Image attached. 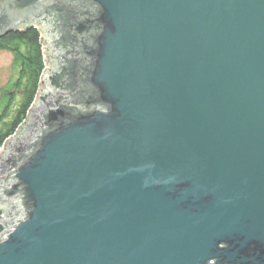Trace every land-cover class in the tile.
Segmentation results:
<instances>
[{"label": "water", "instance_id": "95a60500", "mask_svg": "<svg viewBox=\"0 0 264 264\" xmlns=\"http://www.w3.org/2000/svg\"><path fill=\"white\" fill-rule=\"evenodd\" d=\"M51 10L67 90L0 153V264H264V0H0V36L56 53Z\"/></svg>", "mask_w": 264, "mask_h": 264}, {"label": "trees", "instance_id": "16d2710c", "mask_svg": "<svg viewBox=\"0 0 264 264\" xmlns=\"http://www.w3.org/2000/svg\"><path fill=\"white\" fill-rule=\"evenodd\" d=\"M41 28L37 25L22 27L0 36V49H8L14 56L20 78V93L10 94L2 87L0 96V146L27 118L28 110L36 99L40 78L46 67ZM70 47V46H69Z\"/></svg>", "mask_w": 264, "mask_h": 264}, {"label": "flooded vegetation", "instance_id": "af4514ba", "mask_svg": "<svg viewBox=\"0 0 264 264\" xmlns=\"http://www.w3.org/2000/svg\"><path fill=\"white\" fill-rule=\"evenodd\" d=\"M60 19H61V16L56 11L51 10L50 13H45V20L48 22H51L53 25L52 29H53V32H55L54 35L56 34V37H57L55 39L54 44L58 50L56 53H52L50 50V47L48 45L47 38H45L44 41L47 43L46 48L48 50L47 56H48V62L49 63L46 66L47 70L43 71V74H42L43 86L40 89H42L41 90L42 92L44 91V93H48V95L56 93L60 89H61V91L67 90V88H65V86L58 87V86L52 84V82H51V76L56 75L57 79H59L60 82L66 80V78L68 76V63H67L68 52H67V50L70 49L69 48L70 45L67 42V40L66 41L65 40H61V41L59 40L60 35L58 34V28H57V26H58L57 23H59V22H57V21H59ZM65 42H67L68 45L64 44ZM13 64H14L13 66L15 67V74L11 75V77L9 78L7 84H10V87H7V89L11 95H13L15 93V91H16V95H17L18 93H20V89L17 87V85H18L17 83H18V80L20 78V75H19V70L15 66L16 64L14 62V56H13ZM58 72H61L59 76L57 74ZM5 87H6V85H5ZM30 121H31V117L30 118L28 117L26 125H28L30 123ZM25 127H27V126H25Z\"/></svg>", "mask_w": 264, "mask_h": 264}, {"label": "rangeland", "instance_id": "374dc122", "mask_svg": "<svg viewBox=\"0 0 264 264\" xmlns=\"http://www.w3.org/2000/svg\"><path fill=\"white\" fill-rule=\"evenodd\" d=\"M33 25V24H32ZM34 25H38L41 28V41L43 43V48H44V56H45V61H46V66L48 65V56H47V43H45L43 41V35L46 34V31L44 30L46 27L45 26H40L39 23H35ZM23 27V26H21ZM49 45V44H48ZM13 54L10 50H6V49H0V96H1V89L2 87H5V85L7 84L9 78L11 77V75L15 74V67L13 66ZM45 70L47 69L46 67L44 68ZM42 79L43 77L41 76L40 78V83H39V89L38 92L36 94V99L33 101V103L31 104L30 108L35 105L37 103V99H38V94L41 93V87H42ZM40 92V93H39ZM29 108V109H30ZM28 116L27 118H25V120L16 128V130L9 136L7 137L3 144L0 146V153H4L5 152V141L7 139H10L13 136H16V134L18 133V131L20 130V126L28 119L29 117V110H28ZM0 161H1V157H0Z\"/></svg>", "mask_w": 264, "mask_h": 264}]
</instances>
